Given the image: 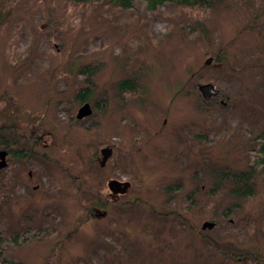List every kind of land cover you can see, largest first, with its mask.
<instances>
[{
	"label": "rangeland",
	"instance_id": "obj_1",
	"mask_svg": "<svg viewBox=\"0 0 264 264\" xmlns=\"http://www.w3.org/2000/svg\"><path fill=\"white\" fill-rule=\"evenodd\" d=\"M210 3L0 0V126L9 115L45 140L0 168V264H235L213 243L264 257V180L239 200L224 183L253 163L264 128V0ZM219 51L217 71L205 61ZM126 78L135 92H118ZM202 83L219 97L202 104ZM84 86L92 110L79 121ZM112 180L128 185L115 193ZM94 195L117 196L106 215Z\"/></svg>",
	"mask_w": 264,
	"mask_h": 264
},
{
	"label": "trees",
	"instance_id": "obj_2",
	"mask_svg": "<svg viewBox=\"0 0 264 264\" xmlns=\"http://www.w3.org/2000/svg\"><path fill=\"white\" fill-rule=\"evenodd\" d=\"M70 1L74 4H82V3H89L94 0H70ZM136 1L144 2L146 4L147 10L151 12L156 11L158 8L162 7L166 3H172L180 6H187L190 8H198V9L208 8L210 7L211 4L210 0H110L111 3L115 4L117 7H119L122 10L132 9ZM199 26L201 27V25ZM201 30L202 32H204V28H201ZM226 56L227 54L225 51L211 53L213 62L221 64L220 67H216L214 68V70L218 71L220 69H224L226 65L225 63L227 58ZM93 71H94L93 68L90 70V66H85L81 70V73L85 76H88ZM120 86H121L120 89L121 90L123 89L125 93H133L136 90L133 87L134 85L132 78H126L121 82ZM80 97L82 99L85 98L84 92L79 93V95L75 96L76 100L81 101ZM211 101L212 100L203 101L202 104H207L208 102ZM6 118H7L6 121H4V124H2L0 128H7L10 126L8 125L9 124L8 122H11L12 118L10 119L9 115H7ZM252 142L253 144L251 150L254 152V156H255L253 163L251 165H248L244 170H233V171L228 170L224 172V176L227 178L229 177V179L224 181V183L228 184L227 192L228 194L230 193L235 194V197L233 199L236 200L244 199L253 195L255 190L257 175H260L264 180V128L255 134V136L252 139ZM0 145L6 148L8 144L5 141L1 140ZM28 154L29 152L24 153L23 157L24 156L26 157ZM79 177H81V175ZM80 184L81 183H79L78 185ZM89 188L91 191L92 187L89 186ZM168 189L169 186L166 189V192L169 191ZM175 189H179V187ZM95 195H94V200L97 203H93L92 204L93 206L100 203L99 202L100 197ZM131 203L133 204L134 201H132ZM232 205L234 207L238 206V204L235 201ZM226 208L227 210H230L229 207ZM171 212L172 214H175L174 211ZM168 214L169 213H167V215ZM213 248L217 252L218 256L227 257L228 260H230L232 263L235 264H264V257L262 256V251L259 250L256 244L239 247L229 243L227 244L213 243Z\"/></svg>",
	"mask_w": 264,
	"mask_h": 264
},
{
	"label": "flooded vegetation",
	"instance_id": "obj_3",
	"mask_svg": "<svg viewBox=\"0 0 264 264\" xmlns=\"http://www.w3.org/2000/svg\"><path fill=\"white\" fill-rule=\"evenodd\" d=\"M211 59H212V57H211ZM123 80H125V79H123ZM123 80H121V81L118 82L117 87H118V92L124 94L125 93L124 90L123 89L122 90L120 89L121 88L120 84H121V82ZM132 80H133V85H134L133 87L136 89V86H137L138 82L134 78H132ZM83 92L85 94V98H84L85 100L80 97L81 98V101L79 102V105H78L79 108H80V106H82L85 103H88L89 104V102L87 100L88 95H89V86L82 87V89L80 91H78L77 95H79V93H83ZM217 97H219V94L216 97H214V98H210V99L204 100V101H209V100H212L213 101ZM89 106H90V108L92 110V106L90 104H89ZM90 116L91 115L86 116V117H83V118L79 119V121H82L84 119H88ZM73 120H74V118H73ZM6 129H9V132H7V134H6L8 137H7V139L5 138V142L8 145H7L6 148L3 147L2 145H0V150H4L6 152V156H5V163H6V165H7V162L6 161L10 160V157L11 158L12 157L15 158L16 160H18L20 158H22V160H24L26 158H31V157L35 156L36 155V152H35V149L33 150V148L36 146V144L39 145L41 141L42 142H45V140L39 138L40 133H36V132L30 131L29 134H25V133H20L19 134L18 133L19 132L18 129L14 128L12 126V123ZM20 130H22V129H20ZM26 152H29V154L26 157L25 156L23 157V154L26 153ZM27 174H28L29 178H31V176H32L31 171H28ZM113 191L115 193H118V192L120 193L121 192L120 191V188H119L118 191H116L115 189H113ZM188 196H189V193L187 194V197ZM111 198L116 199L117 196L107 195L106 201L109 200V199H111ZM106 201L105 202L103 201L101 204L100 203L97 204V205H100L99 207H93L92 208L93 212L101 211L99 208H104L105 207L104 205H106ZM103 212H105V210ZM105 215H106V212H105Z\"/></svg>",
	"mask_w": 264,
	"mask_h": 264
},
{
	"label": "water",
	"instance_id": "obj_4",
	"mask_svg": "<svg viewBox=\"0 0 264 264\" xmlns=\"http://www.w3.org/2000/svg\"><path fill=\"white\" fill-rule=\"evenodd\" d=\"M41 28H43V25H41ZM211 61H212V59L209 57L206 59L205 63L209 64V63H211ZM212 65L214 67H220L221 64L220 63H213ZM197 89H198L203 100H208L210 98H214L219 94V90L211 83L198 84ZM90 114H91V108H90L88 103H85L78 109L77 114H76V118L81 119L83 117L89 116ZM111 151L112 150L109 147L101 149L100 153H101L102 158H101L100 165H104V162L110 156ZM5 156H6V152L4 150H0V168L6 166ZM127 185H128V183H125L123 185V187L120 189V191H123L127 187ZM108 186L110 189H115L116 191L119 190V184L115 180L110 181L108 183ZM104 214H105V212L97 213V215H100V216H103ZM212 226H213L212 222L205 221L202 223V228H204V227L211 228Z\"/></svg>",
	"mask_w": 264,
	"mask_h": 264
}]
</instances>
